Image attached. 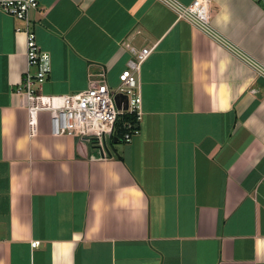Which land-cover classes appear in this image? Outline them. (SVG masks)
Returning a JSON list of instances; mask_svg holds the SVG:
<instances>
[{
	"label": "crops",
	"instance_id": "0c3cea01",
	"mask_svg": "<svg viewBox=\"0 0 264 264\" xmlns=\"http://www.w3.org/2000/svg\"><path fill=\"white\" fill-rule=\"evenodd\" d=\"M37 1L41 95L115 89L126 45L153 50L139 133L100 159L47 113L31 133L23 23L0 13V264H264V8L209 0L217 41L161 0Z\"/></svg>",
	"mask_w": 264,
	"mask_h": 264
},
{
	"label": "built area",
	"instance_id": "2783aa9c",
	"mask_svg": "<svg viewBox=\"0 0 264 264\" xmlns=\"http://www.w3.org/2000/svg\"><path fill=\"white\" fill-rule=\"evenodd\" d=\"M161 1L178 18L188 21L205 35L222 41L210 24L209 0H194L189 5H183L176 0ZM255 1L264 8V0ZM37 8V0H0V13L23 23L22 27L16 29V33L25 36L26 69L16 93L20 97V105L27 112L31 133L36 127L38 114L47 113L53 136L84 139L94 149L97 158L108 159L112 156L114 125L120 115L127 113L134 118L133 123L128 122L124 126L123 143H129L139 133L141 93L138 72L153 48L135 49L126 45L132 59L119 74V84L115 89L107 86L105 73L101 71L84 91L69 95H41V87L51 71V60L37 45L32 29L31 13ZM252 65L261 71L260 67ZM31 68L34 69L33 73L30 72ZM32 245L36 247L39 242Z\"/></svg>",
	"mask_w": 264,
	"mask_h": 264
},
{
	"label": "trees",
	"instance_id": "16d2710c",
	"mask_svg": "<svg viewBox=\"0 0 264 264\" xmlns=\"http://www.w3.org/2000/svg\"><path fill=\"white\" fill-rule=\"evenodd\" d=\"M134 118L132 115H128L127 113L122 114L118 117L115 125H114V134L112 136L111 145L113 142H123V136L125 134L124 126L126 123H133Z\"/></svg>",
	"mask_w": 264,
	"mask_h": 264
}]
</instances>
